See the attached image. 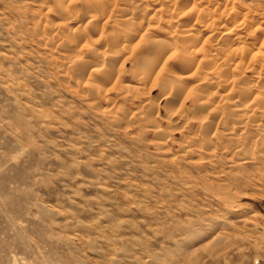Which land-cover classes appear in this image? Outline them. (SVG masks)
I'll return each mask as SVG.
<instances>
[{"label":"rangeland","instance_id":"obj_1","mask_svg":"<svg viewBox=\"0 0 264 264\" xmlns=\"http://www.w3.org/2000/svg\"><path fill=\"white\" fill-rule=\"evenodd\" d=\"M0 264H264V0H0Z\"/></svg>","mask_w":264,"mask_h":264}]
</instances>
